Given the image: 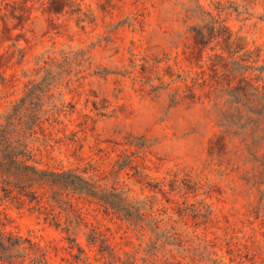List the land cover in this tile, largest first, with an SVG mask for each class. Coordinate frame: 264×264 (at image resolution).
I'll list each match as a JSON object with an SVG mask.
<instances>
[{
	"label": "rangeland",
	"instance_id": "obj_1",
	"mask_svg": "<svg viewBox=\"0 0 264 264\" xmlns=\"http://www.w3.org/2000/svg\"><path fill=\"white\" fill-rule=\"evenodd\" d=\"M41 82L23 159L136 214L0 189V264H264V0H0V128Z\"/></svg>",
	"mask_w": 264,
	"mask_h": 264
},
{
	"label": "trees",
	"instance_id": "obj_2",
	"mask_svg": "<svg viewBox=\"0 0 264 264\" xmlns=\"http://www.w3.org/2000/svg\"><path fill=\"white\" fill-rule=\"evenodd\" d=\"M44 82L34 84L30 93L12 112L5 116V124L0 128V189L9 197L12 191L18 190L23 195L35 194V185H50L58 190H69L79 195L99 199L109 208L130 217L136 214V207L129 204L123 196L115 191H103L99 187L74 171L50 172L39 170L28 164L23 158L27 156L24 143L18 134L28 128V123L37 119V113L28 115L25 111L28 105L35 107L44 90ZM25 112V113H24ZM36 112V111H35ZM3 239L0 240V251L4 254L11 250ZM10 258V257H6Z\"/></svg>",
	"mask_w": 264,
	"mask_h": 264
}]
</instances>
